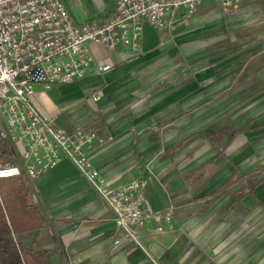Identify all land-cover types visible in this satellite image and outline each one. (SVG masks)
I'll list each match as a JSON object with an SVG mask.
<instances>
[{
	"label": "crops",
	"instance_id": "crops-1",
	"mask_svg": "<svg viewBox=\"0 0 264 264\" xmlns=\"http://www.w3.org/2000/svg\"><path fill=\"white\" fill-rule=\"evenodd\" d=\"M116 2L62 0L75 24L107 19ZM142 42L139 56L88 45L91 65L112 69L36 87L33 100L56 127L96 133L86 153L112 188L149 175L145 207L171 209V229L148 220L146 253L136 248L63 160L29 185L18 177L30 208L16 237L38 253L30 264H264V0L228 13L203 0L170 29L144 24Z\"/></svg>",
	"mask_w": 264,
	"mask_h": 264
},
{
	"label": "built area",
	"instance_id": "built-area-1",
	"mask_svg": "<svg viewBox=\"0 0 264 264\" xmlns=\"http://www.w3.org/2000/svg\"><path fill=\"white\" fill-rule=\"evenodd\" d=\"M202 1L117 0L107 19L75 24L62 0H0V180L23 177L29 185L67 160L111 211L127 241L146 253L140 240L146 222L152 220L158 233L171 229L172 222L171 209L150 213L145 207L142 193L149 175L112 188L86 153L96 133L56 127L36 107L34 92L109 72L110 63L91 65L88 45L142 55L144 24L170 29L180 8L192 13ZM213 2L228 13L241 0ZM106 142L98 139L100 145Z\"/></svg>",
	"mask_w": 264,
	"mask_h": 264
},
{
	"label": "trees",
	"instance_id": "trees-1",
	"mask_svg": "<svg viewBox=\"0 0 264 264\" xmlns=\"http://www.w3.org/2000/svg\"><path fill=\"white\" fill-rule=\"evenodd\" d=\"M29 208L28 191L21 179L0 180V264H30L31 257L38 254L22 247L16 237Z\"/></svg>",
	"mask_w": 264,
	"mask_h": 264
}]
</instances>
